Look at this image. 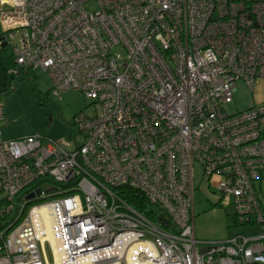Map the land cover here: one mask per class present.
Listing matches in <instances>:
<instances>
[{"label":"built area","instance_id":"obj_1","mask_svg":"<svg viewBox=\"0 0 264 264\" xmlns=\"http://www.w3.org/2000/svg\"><path fill=\"white\" fill-rule=\"evenodd\" d=\"M0 26L8 75L92 103L80 143L0 130V264H264V104L224 109L264 79V0H0ZM196 177L255 231L198 239Z\"/></svg>","mask_w":264,"mask_h":264},{"label":"rangeland","instance_id":"obj_2","mask_svg":"<svg viewBox=\"0 0 264 264\" xmlns=\"http://www.w3.org/2000/svg\"><path fill=\"white\" fill-rule=\"evenodd\" d=\"M4 36L0 26V40ZM13 44H18L17 36L13 37ZM11 47L12 43L0 48V106L3 107L6 121L1 126L3 136L17 138L41 133L54 140L76 138L80 143L82 137L71 123L72 118L80 111L87 113L92 110L91 101L75 89H67L54 95L51 92V79L40 69L28 76L8 75L6 68L13 60ZM11 83L12 89H7ZM3 90L6 91L2 93ZM250 98L251 89L242 81H237L233 99L224 105V109L228 113L244 110ZM195 182L198 186L194 191V232L198 239L219 241L250 231L244 225L237 224L233 198L223 197L218 200L213 185L207 190L206 184L199 182L197 177ZM44 256L52 264L47 244Z\"/></svg>","mask_w":264,"mask_h":264},{"label":"crops","instance_id":"obj_3","mask_svg":"<svg viewBox=\"0 0 264 264\" xmlns=\"http://www.w3.org/2000/svg\"><path fill=\"white\" fill-rule=\"evenodd\" d=\"M1 47H4V45L0 44V48ZM6 70H7V68H6ZM258 104H264V79L259 80L257 82V84L251 89V98H250L249 102L247 103V106L245 109L250 108V107L255 106V105H258ZM2 125H5V124L0 125V130H1ZM1 134L3 136L2 130H1ZM244 227H246L247 229H250V231H248V233L254 232L255 228H256L254 226H247V225H245Z\"/></svg>","mask_w":264,"mask_h":264},{"label":"bare ground","instance_id":"obj_4","mask_svg":"<svg viewBox=\"0 0 264 264\" xmlns=\"http://www.w3.org/2000/svg\"><path fill=\"white\" fill-rule=\"evenodd\" d=\"M48 238L51 240V243H54V238H53V234L52 233H49L48 232ZM54 257H55V264H58V256H57V253L55 252L54 254Z\"/></svg>","mask_w":264,"mask_h":264},{"label":"trees","instance_id":"obj_5","mask_svg":"<svg viewBox=\"0 0 264 264\" xmlns=\"http://www.w3.org/2000/svg\"><path fill=\"white\" fill-rule=\"evenodd\" d=\"M9 61H10V60H8V62H9ZM11 62H12V61H10V63H8V65H7V66H10V65H11ZM149 217H150V218H153V215H152V214H150V215H149Z\"/></svg>","mask_w":264,"mask_h":264}]
</instances>
